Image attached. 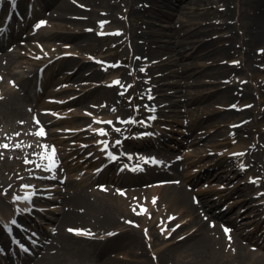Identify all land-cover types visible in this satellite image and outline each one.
I'll return each mask as SVG.
<instances>
[{
    "label": "bare ground",
    "instance_id": "obj_1",
    "mask_svg": "<svg viewBox=\"0 0 264 264\" xmlns=\"http://www.w3.org/2000/svg\"><path fill=\"white\" fill-rule=\"evenodd\" d=\"M25 2L26 0L18 3V6L23 10L26 8ZM233 2L234 0H44L43 9L42 6L38 8L36 5L38 3L35 4V2L31 3L30 8H38V15L45 13V22L48 23L49 28L41 31L32 28L28 33L23 31L24 26L17 15L12 18V22L10 21L8 28L3 30L0 39V70L4 68L9 73L13 69V65L20 60V64L15 67H25L24 65L29 63L28 59H32L35 53L40 57H47V59L45 58L47 61L53 60L52 63L50 62L52 65L56 62V71H64L56 79L51 76L48 81L60 83L72 79V82L60 85L67 90L90 84L82 82L83 79L101 81L99 86L89 90L81 88L82 92L78 96L69 98L75 93L73 92L58 99L47 98L40 105L41 108L42 106L51 108L57 103L72 104L85 98L90 91L95 104L93 107L104 109L109 114L104 118L97 116L99 119L95 121L105 123L102 119H109L107 123L110 122V125L96 126L97 128L92 130L97 136L95 143H98L99 140L101 142L100 147L96 149L89 148V144L82 145L81 148L89 154H84L78 161L72 159L68 164L59 162V159L63 157L60 152L63 148L60 147L57 148L59 159L55 160L54 167L52 164L48 165V162L42 161L37 166L31 167L30 163H33V159L39 155V152L44 149L51 152V147L45 141V136H42L40 143L31 145L28 159H23V163L28 168L27 175L24 176L26 180L17 177L15 183L23 188L24 182L31 183L32 177L42 169L49 172L50 175L47 178L53 179L55 174H59L56 179H61L66 169H74L76 165L83 163V159L91 158V162L103 161L107 157L104 152L109 145L121 153L119 158L111 161L110 169L109 167L105 168L98 176L93 175V178L98 180L107 177L114 186H97L94 190H89L80 184L67 188H53L58 193L54 200L59 203V207L54 209V212L58 214L54 217L56 223L53 236L44 243L40 254L32 264H71V261L76 260L77 257L74 255L71 258L69 255L77 246L94 249L95 260H99L98 264H264V251H261L262 248L264 249V241L254 243L261 249L250 248L253 239L250 236L245 237L240 231V227L237 226L238 217L232 219L233 216H230L228 221L224 220L223 216L231 212L232 209L228 208L226 211L217 212L215 209L217 202H209L211 197L208 195L214 188L205 189L200 197H194L186 187V180H192L191 175L187 173L188 163H181L167 148V150H160L162 155L160 161H157L156 158L148 154L144 147L147 138L136 136L120 140L114 127L115 123L124 120L131 126V131L138 127L147 130L151 127V122L140 121V117H147L150 114V119L159 120L161 115H164L167 119L172 120L183 115L184 112L190 114L191 109L185 108L189 103L205 101L204 108H207L209 113L200 114L201 111H199L193 115L186 132L179 140L180 144L199 143L203 146L202 148L207 147L210 141L215 142V139H221L217 138L220 134L208 130V127L219 126L236 116L235 123L228 125L227 131L222 130L226 143L233 142L237 135L236 131L243 129L250 121L248 111L255 103L250 89H255L259 94L261 98L257 100L259 104L264 98V0L253 2L248 0L249 7L245 9L240 6L238 13L233 12L230 8ZM204 3H208L209 8L215 9L213 13L216 16L212 17L221 16L224 18L220 24L217 22H208L197 26L193 24L187 4H193V13L201 16L204 14L202 11L205 7ZM53 5V10L45 12L47 7ZM162 7L168 8V10ZM5 9H9L7 1L1 4V11ZM134 11L149 12L150 21L143 18L137 27L127 25L125 21ZM29 14L32 17L33 10H30L24 19H27ZM175 15L180 17H175ZM163 22L168 24L165 25ZM64 27L68 31L63 30ZM98 27L100 29L96 30L95 28ZM219 31L222 33L213 37V34ZM24 32L26 33L24 34ZM22 35L43 42L36 44L34 50L23 44L30 52L21 50L20 44L7 49L8 42ZM98 35H102L107 40L119 41V44L124 47H126L127 41L131 42V45L126 47L127 52L121 58L120 64L113 59L104 61L101 56L79 58L77 54H61L95 43L98 40ZM201 35L207 36V38L211 36L204 47L200 49L201 52L198 49L196 54L193 52L184 54L186 51L184 49L191 38ZM236 46L241 47L240 60L237 62L225 61L216 67H209L207 64L201 63L198 69L191 71L188 66L183 69L173 68V65L181 64L178 61L185 60L187 57L212 55L214 61L226 60L229 58V52ZM109 47V41L103 49L93 47L92 55L105 52ZM59 49L64 50L59 51ZM193 49L197 51V48ZM177 56H179L178 61L176 60ZM95 63H99L101 66L97 67ZM102 65H105V68ZM239 68L244 71L241 72ZM110 71L114 74H111V79L106 81ZM196 74H198L197 80L200 81H202V77L209 79L214 76L229 79L220 83L210 92L193 93L188 88H182L188 86L187 80ZM43 76L35 77L40 89L34 92L32 100L36 97L40 98L43 94ZM172 77H180V79L174 80ZM117 81L119 83H116ZM149 85L153 86V90L148 88ZM127 86L128 90L124 93L121 92L123 89L126 90ZM59 92L58 89H52L47 93V96H54ZM180 92L184 95L183 98L172 97L181 95ZM132 94L137 99L133 105L136 109L135 113H131L127 109ZM19 97L18 91L9 89L7 86L3 87V84L0 83V115L6 118V123L18 130L23 127L24 116L27 115V112L23 111L19 103L13 99ZM138 97L142 102L141 106L136 108L140 104ZM66 98L69 100L66 101ZM227 105L232 106L226 107ZM87 107L88 104H84L81 108H65L62 111L63 115L60 114V116L69 117L72 121L85 116L83 112ZM259 109L262 111L261 108ZM37 113L38 117L40 115V123L53 125L61 121L60 117L56 119L46 117L50 114L47 111H37ZM210 115H214V120L201 125L203 117ZM86 121H90L89 117L85 121L71 122V127L66 126L60 131L68 133L70 132L68 127H70L72 132H78L74 137L78 135L79 138H82L81 127L87 126ZM258 123L261 124L262 120L259 119ZM32 125L37 129L36 125ZM101 131H103V135ZM5 132L7 134L0 133V145L7 144L9 147L7 149L0 148V152L19 149L20 147L16 148L13 142L14 135L11 130L7 129ZM166 137L157 140V142H150L156 149H159L163 147L162 143L168 139ZM243 137L246 140L244 145L225 152V155L215 162V165H223L222 169L214 173L213 176L216 179H229L232 176L231 173L236 174L241 171L240 164H248L252 171L263 173L261 170L262 159L255 151L256 145L264 139V123L259 128V136L251 137L245 134ZM46 138L54 139L50 137V134ZM204 150L198 151L195 156L204 155L206 152ZM122 158H128L126 167H135L136 171L140 172L142 179H164L167 182L152 188H119L120 183L126 182L123 173H119L117 167ZM238 161L236 168L235 163ZM112 168L115 169L113 173ZM80 178L81 176L76 177V179ZM69 179L71 177L64 179V183H67ZM10 184V179L0 177V192L10 194L11 190L8 188ZM239 188L243 193L241 203L248 202L252 215L259 216L264 208V200L254 202L255 198L251 192L255 188V184L248 182ZM257 196L262 197L263 193ZM26 203L31 206V202ZM1 204L2 198L0 197V234L6 228L12 230L15 226L17 227V222L26 217L29 211L23 209L29 208L26 204L10 210H4ZM142 209H147V211L142 212ZM71 225L84 227L89 234L74 233V236L70 235L65 228ZM165 225L168 226L166 234L172 232L171 238L175 240L167 244L164 243L169 239L166 234L163 236L160 232ZM112 228L120 230L107 236L106 239L94 238L99 233H104ZM225 229L228 231L226 232ZM161 236L164 240L161 241L162 243H158ZM15 237L18 238L17 235ZM120 253L132 255L134 258L132 260L124 258L119 255ZM102 255L105 256L101 259ZM20 256L21 253L11 254L7 256L6 261L0 259V264H20L22 261Z\"/></svg>",
    "mask_w": 264,
    "mask_h": 264
},
{
    "label": "rangeland",
    "instance_id": "obj_2",
    "mask_svg": "<svg viewBox=\"0 0 264 264\" xmlns=\"http://www.w3.org/2000/svg\"><path fill=\"white\" fill-rule=\"evenodd\" d=\"M9 2L8 0H0V39L2 37L3 30L8 28L10 21L12 18L17 15L19 19L22 21V25L24 26L23 31L25 30L27 33L33 28L34 30H44L49 28L48 23L45 22V13L38 15V8L42 6V9L44 8L43 1L44 0H26L25 5L26 8L17 6V3L8 10L1 11V4L5 2ZM24 0H19V2L22 3ZM255 1V0H250ZM35 2L38 3V8L31 9V3ZM20 3V4H21ZM150 4V3H148ZM24 5V6H25ZM188 5V11H190V15L192 16V21L195 26L198 24H206L208 22H217V24H220V22L224 19L221 16H216L215 9L209 8L208 3H204L205 6L202 11H204V14L201 16H197L196 13H193V4H187ZM222 6V5H221ZM242 6L243 8H248V0H234L233 3H231L230 8L233 10V12L238 13L239 7ZM10 7V4H9ZM19 7V8H18ZM163 8V7H162ZM29 9L33 10V16L31 17L30 14L27 17V19H24V17L29 13ZM54 9L53 6H49L45 9V12H49ZM168 10V8H163ZM149 12H142V11H134L130 14L129 18L126 19V24L129 26L137 27L140 23V21L143 20V18L147 21H150V18L148 17ZM177 15H175L176 17ZM180 17V16H177ZM31 18V19H30ZM183 18V17H182ZM184 19H186L184 17ZM12 22V21H11ZM165 25H167V22H163ZM39 25V26H38ZM22 26V27H23ZM64 26V25H62ZM61 26V27H62ZM96 30H99L100 27L95 28ZM63 30H66L64 27ZM24 32V34L26 33ZM222 32L219 31L217 33H214L213 37H217V35H220ZM211 36L207 38V36L201 35V36H194L191 38V41L186 46V50L184 54H189L193 52V54H196L198 52V49L204 47V44L208 39H210ZM202 39V40H201ZM109 41V49L105 52L98 53L95 55H92V48L97 49H103V47L107 46V43ZM43 42L42 40H38L36 38L32 37H25L24 35L16 37V39L10 41L7 43V49L13 48L15 45L20 44L21 50H25L30 52L28 48L26 49L23 44L28 45V47L32 48L33 50L36 47V44H41ZM131 45V42L127 41L126 47H129ZM120 45L119 41H116L114 39L107 40L102 35H98V40L93 44H87L82 48H76V50H70L69 52H63L62 55L66 53L70 54H77V57H103L104 61L107 60H115L116 63H121V58L126 54L127 48ZM25 48V49H24ZM193 48H197V51H194ZM64 49H59V51H62ZM48 51V49H47ZM201 52V50L199 51ZM240 52L241 47L236 46L232 51L229 52V58L226 60L219 59L218 61H214V58H212V55L209 56H197V57H187L185 60L178 61L177 59L179 56H177L176 60L181 63L177 65H173L174 69H183L185 66L190 67V71L193 69H198L201 65V63L207 64L209 67H216V65H220L221 63L227 62H237L240 60ZM169 56V55H168ZM47 57H40L39 54H33L32 59H28L29 63L25 64V67H15L20 64V61H17L15 65H13V69L7 73L5 69L3 68L0 70V83L3 84V87L7 86L9 89H13L15 91H18L20 93L19 98H13L15 99L19 105L22 107L23 111L27 112V115L24 116V125L23 127L18 130L15 127H12L9 123H6V118L3 115H0V133L4 132V134H7L5 132L7 129H10L12 134L14 135L13 142L16 145V148L20 147L19 149L13 150V151H3L0 152V177L1 178H8L11 180V184L9 185V189L11 190L10 194H7L6 192H0V197L2 198V208L4 210H10L15 209L16 207H22L26 203V195H32L31 202L33 203L30 207V211L27 214L25 218H23V222L20 225H24L27 228L31 229V227L34 228V233L31 237H26L25 232L26 231H20L17 229H13L11 233H15L18 238V242L21 245H16L15 239L13 240H7L9 236L8 230H6V235L4 236L5 242H7V245L9 248H11L15 254L21 253L22 261L20 264H32L33 261L38 257L40 254V250L42 249V246L46 241H48L53 236V231L55 227L56 220L54 217L57 216V212H54V209L59 207V203L54 200V197L58 195L57 192L53 190L54 187H70L74 185H84L89 190L96 189L97 186H105V185H112L113 183L110 182V180L105 177L102 179H94L93 175L98 176L101 172L107 169L111 168L109 164L112 160L117 159L120 157V151L117 149H112L111 145L108 146V149L105 150L106 158L102 160H97L96 162H91V158L83 159V163L80 165H76V167L72 170L66 169L64 172V176L61 179H56L59 177V174H55L53 179L47 178L49 172L46 169H42L39 171L38 174H36L31 179V183L24 182L23 188L19 187L18 184L15 183V180L17 177L22 178L24 181L26 178L24 177L27 175L28 168L23 163V159H28V153L31 151V145L34 143H40V139L42 136L37 135V133L42 128L45 132V141L50 145L51 152L46 151V149L39 152V155L36 156L35 159H33V163L31 167L37 166L40 161L42 162H48V165L52 164V161L48 159V157L52 156V149L55 150L54 155V161L56 159H59L57 156L58 149L57 148H63L60 152L63 154V157L59 159V162L63 163H70V160L73 159L78 161L84 154L88 155L86 150L81 148L82 145L89 144V148L94 147L98 149L101 144L100 140L98 143H95L97 141V136L92 132V130L97 127H102L105 125H110L108 122L109 119H102L105 123L97 122L95 120H98L99 117L104 118L108 114L106 110L104 109H97L93 107L95 104L92 100V96L90 95V91H88V95L74 103H57L56 106H52L51 108H41V103L45 99H52V98H62L67 95H70L73 93L69 98L75 97L81 94L82 89L83 90H89L92 87L99 86L101 81L96 80H87L83 79L82 82L84 83H90L87 86L81 87L76 86L77 88L73 90H67L64 87H60V85H64L66 83L72 82V79L68 81H62L60 83H56L55 81H48L51 76L55 77V79L61 75L60 71H56V62L52 65L51 63L53 60L47 61ZM22 60H24L22 58ZM51 62V63H50ZM94 63V62H93ZM96 64V63H95ZM97 67L101 66V64L97 63ZM105 68V65H102ZM241 72L242 68H239ZM111 74H114L112 71H110L107 75L108 78L106 81H109L111 78ZM37 75H44V91L40 98H32V95L34 92L38 91L40 89L38 81L35 79ZM197 75H193L190 79L187 80L189 83L188 86H183L182 88H188L193 93L194 92H210L215 89V87L219 86L220 83L225 82L229 78L226 77H209V79L202 77V81L197 80ZM34 77V78H33ZM172 79H180V77H172ZM26 83V84H25ZM36 88V90H35ZM128 86L126 87V90L123 89L121 92H126L128 90ZM148 88L150 90H153V86L149 85ZM175 89L178 87H174ZM52 89H58L60 90L59 93H55L54 96H47V93ZM174 89V90H175ZM248 90V89H247ZM253 95V98L255 99L254 105L249 109L248 111V117L250 119L249 124L247 126H244L243 129L237 130V135L234 137L233 142L226 143V139H224V135H222V130L224 129L227 131L229 129L228 125H232L236 121L235 118L230 119L229 121L223 122L219 126H209L208 130H211L212 132H217L216 134H220L217 136V138L221 139H215V142L210 141V144L204 148H202V145H199V143L194 145H187L186 143L180 144L179 140L182 138L183 134L187 130L188 123L191 122L193 115H196L199 111L200 114H207L209 113L207 108H204L205 101H195L191 102L188 105H186L185 108L191 109V113L184 112L183 115L177 116L176 118H173L172 120L167 119L164 115H161V118L159 120H152L150 119L151 115L148 114L147 117H140V121H146L151 122V127L149 129H145L138 127L131 131V126L129 124H126L127 121L124 122V120L117 122L114 124L115 129L117 130L119 135V139H125L128 137L135 138L138 137H145L147 140L144 142V147L147 149L148 154L153 156V158H156L157 161H160V156L162 155L160 153V150H169L174 158H177V160L181 161V163H188L187 167V173L191 175V181L186 180V187L193 193L194 197H200V194L205 189L214 188L213 191H211L208 195V197H211L209 199V202H217L216 208L217 212L220 211H226L228 208L232 209L231 212L225 214L224 220L228 221V217L233 216V218L238 217L237 220V226H239L240 231L243 233V235L252 237L253 241L250 244V248H260L256 244H254L257 241H264V208L261 210L259 216H253L251 212V207H249L248 202L241 203L243 200V193L240 191V186L243 187L246 183L251 182L252 184H255V188L252 190L251 195L254 196L255 200L254 202H259L264 200V139L260 141L259 144L256 145V153L257 155L262 159L261 163V170L263 171L262 174L256 173L252 171V169H249L248 164H240L241 171L232 174L229 179H216L214 177V173L218 170L222 169L223 165H215V162L218 161L220 158H222L225 155V152L229 150H233L234 148H237L240 145H244L246 143L245 138L243 137L245 134L253 136H259V128L262 123H264V98L263 101L261 100V103H258V99L260 98L259 94L255 89H250ZM255 91V92H254ZM45 92V93H44ZM181 95L179 96H172L173 98L181 99L184 97L182 92H180ZM69 98H66V101L69 100ZM261 99V98H260ZM138 100L140 104L136 106L140 107L141 102L140 98L138 97ZM137 99L134 98L133 94L130 97V102L127 104V109L131 113H135L136 109L134 108V103H136ZM144 101V99H143ZM84 104H88V107L86 108L85 116L79 117L76 119H73L70 121L69 117L60 116L63 115L62 111L65 108H81ZM259 104V107L257 105ZM91 105V106H90ZM232 105H227L226 107H231ZM32 108V111L30 109ZM262 111H260V109ZM1 109V105H0ZM37 111H47L50 114L46 115V117H53V119L61 118L60 122H57L53 125L49 124H43L40 123V115L38 117ZM109 115V114H108ZM112 115V114H111ZM89 117L90 121H86L85 124L87 126L81 127V135L82 138H79V136L74 135L78 132H72V129L70 128L71 122H77V121H85ZM29 118V119H28ZM100 118V119H101ZM203 124H208L209 122H212L214 120V115L210 116H204L203 117ZM262 120V123L259 124L258 120ZM39 121V123H37ZM202 121V119H201ZM37 126V129L32 127L33 125ZM68 127L69 131L68 133L61 132L60 130ZM96 127V128H97ZM52 130H59V131H52ZM131 132L129 133L128 132ZM221 130V131H220ZM219 131V132H218ZM57 132V133H56ZM54 139H47L46 137L49 136ZM158 134L159 136H155ZM170 136V137H166ZM164 137L168 138L166 141L162 143V148L156 149L154 145H152V142H157L159 139H163ZM18 145V146H17ZM143 146V145H142ZM167 148V149H166ZM202 149H205L204 155L200 154V157L195 156V154L198 151H201ZM203 153V152H202ZM80 156V157H79ZM126 163L128 164V158H122L119 166V173H123V178L126 179V182L123 184H119V188L124 189H142V188H152L153 186H157L162 183H166L167 180L159 179V180H145L141 178L140 172L136 171L135 167L128 168L126 167ZM235 163V167L237 168V164ZM36 164V165H35ZM112 173L114 168L111 169ZM81 176L80 179H76V177ZM69 179L67 183H64V179ZM73 177V178H72ZM256 180H260L259 182H254ZM22 186V185H21ZM203 189V190H202ZM263 193L262 197H259L257 195H261ZM19 197V199H17ZM49 210V211H48ZM212 212V211H211ZM229 215V216H228ZM230 221V220H229ZM69 229L73 230H86L84 227H80L78 225H71L67 226L65 230L68 234L73 235L74 233L77 234L76 231H69ZM120 229L119 228H112L108 231H105L104 233H99L94 238L99 239H106L107 236L113 235L117 233ZM168 230V226H164L161 228V233L163 236L166 234ZM171 233L166 234L167 238L169 239L164 244H167L169 242L175 241L171 238ZM164 240L161 236L160 239L157 241L158 243H162L161 241ZM25 244V245H24ZM261 249V248H260ZM94 249L90 250L86 246H77L73 249V253H71L69 256L72 258V256H76V260L71 261V264H98L99 260H95L96 257L94 255ZM261 251H264L262 248ZM116 252V251H115ZM124 258L127 259H133L134 257L132 255L122 254L120 253ZM105 255H102L100 258L104 257ZM4 261L7 257H2ZM129 261V260H128Z\"/></svg>",
    "mask_w": 264,
    "mask_h": 264
},
{
    "label": "snow or ice",
    "instance_id": "obj_3",
    "mask_svg": "<svg viewBox=\"0 0 264 264\" xmlns=\"http://www.w3.org/2000/svg\"><path fill=\"white\" fill-rule=\"evenodd\" d=\"M13 2H14V0H13ZM38 26H39V25H38ZM101 26H102V25H101ZM116 83H119V82L117 81ZM37 123H39V121H37ZM109 123H110V122H109ZM101 134H102V135L104 134L103 131H101ZM37 135H39V136H44V135H45L44 130L41 128L40 131L37 133ZM17 146H18V145H17ZM8 147H9V145H7V144L0 145V148L7 149ZM45 147H47V146H45ZM52 153H53V155L50 156V157H48V159H49L50 161H52V166L54 167V166H55V161H54L55 150H54V149H52ZM17 199H19V197H17ZM153 202L155 203V200H154ZM134 211H135V209H134ZM141 211H142V212H146L147 209H142ZM137 214H140V213H137ZM129 223H131V222H129ZM69 231H76L77 234H84V235H88V234H89V233L86 232L85 230H73V229H69ZM145 231H147V230H145ZM225 231L227 232L228 230L225 229Z\"/></svg>",
    "mask_w": 264,
    "mask_h": 264
}]
</instances>
